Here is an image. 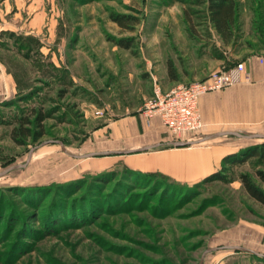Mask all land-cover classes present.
I'll list each match as a JSON object with an SVG mask.
<instances>
[{
	"label": "rangeland",
	"instance_id": "rangeland-1",
	"mask_svg": "<svg viewBox=\"0 0 264 264\" xmlns=\"http://www.w3.org/2000/svg\"><path fill=\"white\" fill-rule=\"evenodd\" d=\"M236 2L241 39L226 47L213 31L227 55L220 63L199 56L183 6L171 0H0V35L42 44L26 58L24 46L0 36V110L38 96L59 110L45 122L47 135L25 146L0 125V264H264V206L238 179H217L222 167L186 182L132 170L114 153L117 121L138 116L156 87L168 92L264 57V0ZM113 12L139 23L123 29ZM66 69L89 98L58 99L43 72ZM228 138L241 147L233 154L263 142ZM233 169L264 191L251 165Z\"/></svg>",
	"mask_w": 264,
	"mask_h": 264
},
{
	"label": "crops",
	"instance_id": "crops-1",
	"mask_svg": "<svg viewBox=\"0 0 264 264\" xmlns=\"http://www.w3.org/2000/svg\"><path fill=\"white\" fill-rule=\"evenodd\" d=\"M260 58L263 57L244 60L252 74V82L228 86L200 98L199 108L204 126L196 134H186L181 138L179 142L188 145H170L172 141H168L169 136L159 117L152 118L148 124L138 114L128 120L117 121L114 135L121 145L114 153L125 157L124 163L132 170L160 172L180 181H199L219 171L223 159L241 148L227 140L228 137L241 140L252 138L215 135L237 132L245 136H260L253 139L264 138V64L260 63ZM219 62L217 66H220ZM145 147L150 149L132 154L121 153ZM250 251L256 254L259 250Z\"/></svg>",
	"mask_w": 264,
	"mask_h": 264
},
{
	"label": "trees",
	"instance_id": "trees-1",
	"mask_svg": "<svg viewBox=\"0 0 264 264\" xmlns=\"http://www.w3.org/2000/svg\"><path fill=\"white\" fill-rule=\"evenodd\" d=\"M171 1L183 6L187 34L190 40L199 45V56L214 61L226 60V52L213 42V31L219 35L223 45L226 47L235 45L241 39L242 26L239 24V7L236 0ZM109 18L123 29H133L139 23V18L127 14L113 12ZM0 36L1 38L4 36L9 37L19 43V45L24 46L26 51L23 52V55L26 58H30V54L34 51L38 52L42 45L36 38L31 36L24 38V36L17 35L14 32H2ZM130 41L122 39L118 42V45L128 49L132 44L129 43ZM167 72L173 81H178L179 76L172 61L167 64ZM43 75L50 80L51 89H56L58 99L62 100L67 96L90 97V94L77 84L71 72L67 69L61 74L45 70ZM37 98H33L31 106L24 108L16 106V110L13 112L0 110V125L11 127V138L18 146H25L28 142L36 143L45 137L47 135L45 122L59 111L56 108L45 109L44 106L48 103V99L39 96ZM262 140V143L257 144L250 150L226 156L223 159L222 169L228 171L230 177L227 178L228 173L226 174L223 171L216 178L224 183H232L238 179L249 197L264 206V191L256 185L248 174L241 172L236 176V172L233 169V166L251 165L256 177L264 183V171L260 170V168L264 167V138ZM230 168L231 171H229ZM162 176L165 177L164 175ZM251 254L256 255L253 252Z\"/></svg>",
	"mask_w": 264,
	"mask_h": 264
},
{
	"label": "built area",
	"instance_id": "built-area-1",
	"mask_svg": "<svg viewBox=\"0 0 264 264\" xmlns=\"http://www.w3.org/2000/svg\"><path fill=\"white\" fill-rule=\"evenodd\" d=\"M259 61L264 64V57ZM250 82L251 72L245 62H239L229 69L221 68L212 72L202 81L181 84L168 92L156 87L154 97L144 104L139 114L148 124L152 118L159 117L168 136L181 139L186 134H196L203 128L199 101L204 94Z\"/></svg>",
	"mask_w": 264,
	"mask_h": 264
},
{
	"label": "water",
	"instance_id": "water-1",
	"mask_svg": "<svg viewBox=\"0 0 264 264\" xmlns=\"http://www.w3.org/2000/svg\"><path fill=\"white\" fill-rule=\"evenodd\" d=\"M222 135H235V136H238L240 138H260L259 137H251V136H245L243 134H240V133H237V132H225V133H221V134H217L215 135L214 137H218V136H222ZM193 143H197V142H193ZM170 145H174V146H186L188 145V143H184V142H179V141H175L172 143H170ZM148 149H150L149 147H145V148H141V149H136V150H126V151H122L121 153L123 154H132V153H137V152H143V151H147ZM93 155H88L87 157H91ZM230 249H238V250H243V251H248L250 252L248 249L246 248H243V247H228ZM202 264V262H201Z\"/></svg>",
	"mask_w": 264,
	"mask_h": 264
}]
</instances>
